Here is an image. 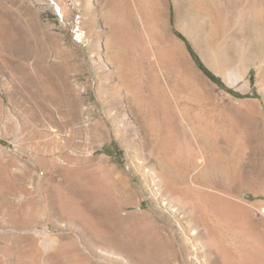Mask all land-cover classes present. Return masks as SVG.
I'll use <instances>...</instances> for the list:
<instances>
[{
	"label": "rangeland",
	"instance_id": "374dc122",
	"mask_svg": "<svg viewBox=\"0 0 264 264\" xmlns=\"http://www.w3.org/2000/svg\"><path fill=\"white\" fill-rule=\"evenodd\" d=\"M0 264H264V0H0Z\"/></svg>",
	"mask_w": 264,
	"mask_h": 264
},
{
	"label": "trees",
	"instance_id": "16d2710c",
	"mask_svg": "<svg viewBox=\"0 0 264 264\" xmlns=\"http://www.w3.org/2000/svg\"><path fill=\"white\" fill-rule=\"evenodd\" d=\"M191 53L197 63V65L199 66V68L215 83L222 85L221 80L218 79L217 77H215L203 64V62L200 60V58L195 54V52L191 49Z\"/></svg>",
	"mask_w": 264,
	"mask_h": 264
}]
</instances>
